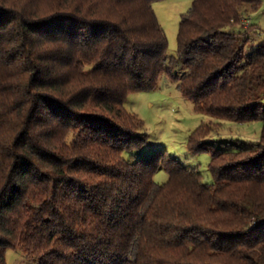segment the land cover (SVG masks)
<instances>
[{
  "label": "trees",
  "instance_id": "obj_1",
  "mask_svg": "<svg viewBox=\"0 0 264 264\" xmlns=\"http://www.w3.org/2000/svg\"><path fill=\"white\" fill-rule=\"evenodd\" d=\"M153 1L0 0V264H264L261 0H192L169 57ZM162 71L208 117L186 150L210 181L125 107ZM224 120L258 140L206 149Z\"/></svg>",
  "mask_w": 264,
  "mask_h": 264
},
{
  "label": "rangeland",
  "instance_id": "obj_2",
  "mask_svg": "<svg viewBox=\"0 0 264 264\" xmlns=\"http://www.w3.org/2000/svg\"><path fill=\"white\" fill-rule=\"evenodd\" d=\"M191 1L154 0L152 2L155 14L167 37V57L176 54L178 23L181 13L187 10ZM250 20L257 23L261 29L255 37L258 46V43L264 41V0H261L260 7L252 13ZM234 29L240 30L241 26H235ZM125 107L143 120L147 138L146 147L166 149L170 154L178 156L185 164L196 166L206 181L211 180L207 168L208 151L204 149L201 153L191 156L186 150L189 133L202 121H207L208 117L193 109L192 101L182 96L176 80L162 71L155 88L129 93L125 100ZM261 126L260 120L244 123L224 120L219 134L215 132L207 135L208 142L205 147L207 149L209 145L217 146L219 137L232 140L229 143L235 146L248 145L258 140ZM226 140H223L225 145ZM136 153V150L125 152V156L133 154V157H136ZM154 179L164 182L167 179V173L160 168L154 174ZM5 259L7 264H38L37 259L28 256L22 248L7 249Z\"/></svg>",
  "mask_w": 264,
  "mask_h": 264
}]
</instances>
